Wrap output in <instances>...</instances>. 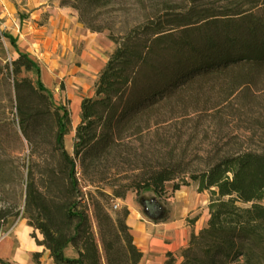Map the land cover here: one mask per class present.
Wrapping results in <instances>:
<instances>
[{
	"label": "trees",
	"instance_id": "16d2710c",
	"mask_svg": "<svg viewBox=\"0 0 264 264\" xmlns=\"http://www.w3.org/2000/svg\"><path fill=\"white\" fill-rule=\"evenodd\" d=\"M58 1L114 49L93 96L79 104L69 153L67 108L3 34L16 57L10 70L0 62V231L22 213L53 264H102L101 253L105 264H139L128 211L113 212L111 203L130 192L153 197L152 216L169 213L163 223L166 185L176 192L188 178L208 194V218L188 235L180 262L168 254L166 264H264V149L218 150L193 170L183 156L156 157L145 143L159 112L187 90L221 81L233 93L264 78V0ZM40 257L33 253L32 264Z\"/></svg>",
	"mask_w": 264,
	"mask_h": 264
},
{
	"label": "rangeland",
	"instance_id": "374dc122",
	"mask_svg": "<svg viewBox=\"0 0 264 264\" xmlns=\"http://www.w3.org/2000/svg\"><path fill=\"white\" fill-rule=\"evenodd\" d=\"M222 3L214 5L219 7ZM3 34L15 38L18 51L38 64L41 80L51 92L54 103L67 108L71 132L64 143L71 153L73 130L79 122V104L83 98L93 96L97 73L113 51V44L103 35L86 31L70 9L59 6L58 0H0V62L10 70L16 53ZM226 89L223 82L216 81L181 94L180 99L159 112L156 125L145 138L147 147L156 157H164L168 152L177 158L183 156L191 161L189 167L193 170L201 168L206 156L220 152L218 150L222 154L229 150L264 149V78L255 86L233 93ZM76 107L78 114L74 120ZM24 153L27 152L21 150L19 153L21 159ZM178 182L180 189L176 193L170 191L171 185H166L168 193L163 199L170 210L167 221L183 219L185 240L190 233L187 225L193 224L196 231L204 226L207 218L205 196L208 194L198 193L197 185L188 178ZM89 192V188L83 189L90 205ZM125 201L139 211L142 222L149 227L156 224L142 216L136 195L131 192L124 201L111 203L110 209L117 212L126 208L120 205ZM117 203L120 207L114 210L112 205ZM87 214L96 234L91 210ZM30 233L21 213L10 226L0 231V260L6 264H31V255L21 253L27 250ZM66 254L71 253L67 251ZM101 263L105 264L102 253ZM40 264L53 263L41 254Z\"/></svg>",
	"mask_w": 264,
	"mask_h": 264
},
{
	"label": "crops",
	"instance_id": "0c3cea01",
	"mask_svg": "<svg viewBox=\"0 0 264 264\" xmlns=\"http://www.w3.org/2000/svg\"><path fill=\"white\" fill-rule=\"evenodd\" d=\"M205 197L207 198L205 202L206 209L208 204V195ZM120 205L125 206L128 211L126 224L130 229L134 245L142 253V258L139 264H166L168 254H170L177 263L180 262L179 252L183 247H185L187 242V238L185 240L183 238V228H185L183 219L169 222L165 221L163 223L153 224V226L149 227L147 224L142 222L139 211L134 206H130L126 201L120 202ZM120 205L118 204V207H120ZM187 226L188 227L186 228L190 227V233L192 231L197 233L200 230L196 231L193 224H189ZM27 231L30 233L29 227H27ZM35 252H40L43 256L46 255V257H48L51 261L48 252L43 251L40 247H37L33 239L29 237L27 240V250L21 251V253L30 254L32 259V254Z\"/></svg>",
	"mask_w": 264,
	"mask_h": 264
},
{
	"label": "water",
	"instance_id": "95a60500",
	"mask_svg": "<svg viewBox=\"0 0 264 264\" xmlns=\"http://www.w3.org/2000/svg\"><path fill=\"white\" fill-rule=\"evenodd\" d=\"M137 205L140 209L142 216L151 223H160L166 220L169 216V213L162 215L161 217H153L152 210L154 209L155 205L158 203L156 199L153 197H141L137 199Z\"/></svg>",
	"mask_w": 264,
	"mask_h": 264
},
{
	"label": "bare ground",
	"instance_id": "6f19581e",
	"mask_svg": "<svg viewBox=\"0 0 264 264\" xmlns=\"http://www.w3.org/2000/svg\"><path fill=\"white\" fill-rule=\"evenodd\" d=\"M73 114H74V115H73V119L76 120V119H77V114H78V109H77V107H76L75 110L73 109Z\"/></svg>",
	"mask_w": 264,
	"mask_h": 264
},
{
	"label": "built area",
	"instance_id": "2783aa9c",
	"mask_svg": "<svg viewBox=\"0 0 264 264\" xmlns=\"http://www.w3.org/2000/svg\"><path fill=\"white\" fill-rule=\"evenodd\" d=\"M113 209H114V210L118 209V204H114V205H113Z\"/></svg>",
	"mask_w": 264,
	"mask_h": 264
},
{
	"label": "flooded vegetation",
	"instance_id": "af4514ba",
	"mask_svg": "<svg viewBox=\"0 0 264 264\" xmlns=\"http://www.w3.org/2000/svg\"><path fill=\"white\" fill-rule=\"evenodd\" d=\"M155 212H156V211L153 209V210H152V215L155 214Z\"/></svg>",
	"mask_w": 264,
	"mask_h": 264
}]
</instances>
